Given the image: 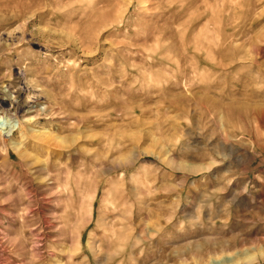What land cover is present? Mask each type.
<instances>
[{"label":"rangeland","instance_id":"374dc122","mask_svg":"<svg viewBox=\"0 0 264 264\" xmlns=\"http://www.w3.org/2000/svg\"><path fill=\"white\" fill-rule=\"evenodd\" d=\"M0 25V264H264V0H0Z\"/></svg>","mask_w":264,"mask_h":264},{"label":"bare ground","instance_id":"6f19581e","mask_svg":"<svg viewBox=\"0 0 264 264\" xmlns=\"http://www.w3.org/2000/svg\"><path fill=\"white\" fill-rule=\"evenodd\" d=\"M11 18V17H10ZM13 18V17H12ZM14 19V18H13ZM8 22V21H7ZM6 24V23H5ZM4 24V25H5ZM1 26V25H0ZM2 27V26H1ZM3 126L0 128V139L1 138H5L6 137V134L8 133H10V131H7L6 133H4L3 131L4 130H9L10 129V127H11V124L9 123V120L7 121V122H3V124H2ZM46 136V135H45ZM5 140V139H4ZM64 142H62V144H63ZM19 145V144H18ZM17 144H14V147H13V149L18 153V157L19 158H22L23 159V161L25 160V154H24V152H21V150L19 149V146H18ZM26 153V152H25ZM40 160V159H39ZM41 162V161H40ZM39 162V163H40ZM26 164V163H25ZM24 164V165H25ZM41 172H43V171H41Z\"/></svg>","mask_w":264,"mask_h":264}]
</instances>
